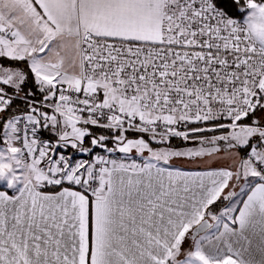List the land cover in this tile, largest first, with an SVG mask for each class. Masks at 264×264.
Returning <instances> with one entry per match:
<instances>
[{"label":"snow or ice","instance_id":"1","mask_svg":"<svg viewBox=\"0 0 264 264\" xmlns=\"http://www.w3.org/2000/svg\"><path fill=\"white\" fill-rule=\"evenodd\" d=\"M0 58V264H257L264 0H0Z\"/></svg>","mask_w":264,"mask_h":264},{"label":"crops","instance_id":"2","mask_svg":"<svg viewBox=\"0 0 264 264\" xmlns=\"http://www.w3.org/2000/svg\"><path fill=\"white\" fill-rule=\"evenodd\" d=\"M198 162V161H197ZM176 163L181 166L182 170H186V171H190V170H202L200 168L197 167V165H193L192 163L190 164H180V162L176 161ZM200 163V162H199ZM223 161H213L212 164L213 166H221L223 165ZM3 188V185H0V189ZM225 205V204H224ZM223 205V206H224ZM189 241H186L183 245V247L187 248L189 246ZM241 243H243V241H241ZM257 244H258V238L254 237L253 238V244L249 245V252L251 253L252 258L257 261V264H259V261H261L262 259H264V254H261L260 251L257 248ZM246 258L248 253L245 254Z\"/></svg>","mask_w":264,"mask_h":264},{"label":"trees","instance_id":"3","mask_svg":"<svg viewBox=\"0 0 264 264\" xmlns=\"http://www.w3.org/2000/svg\"><path fill=\"white\" fill-rule=\"evenodd\" d=\"M230 14L233 15L234 18H239L240 17V13L239 12H236L234 10H230ZM0 60L4 63V64H8L10 63L9 61L3 59V58H0ZM15 104H21L22 105V102L17 100L14 102ZM42 136H46V137H50L48 133L46 132H42L41 133ZM50 138H53V137H50ZM173 143H176V141H173ZM225 204L224 201H219L217 202L216 206L213 208V211H218L220 207H222L223 205Z\"/></svg>","mask_w":264,"mask_h":264},{"label":"rangeland","instance_id":"4","mask_svg":"<svg viewBox=\"0 0 264 264\" xmlns=\"http://www.w3.org/2000/svg\"><path fill=\"white\" fill-rule=\"evenodd\" d=\"M0 63H3V62L0 60ZM3 64H4V63H3ZM0 131H2V129H0ZM178 162H180V164H183V163H184V164H186V163H187V164H190V163H192L193 165H195V164L197 165V164L199 163V161L197 162V161H195V160H194V161H178ZM0 185H3V184L0 183ZM225 203H226V202H225Z\"/></svg>","mask_w":264,"mask_h":264},{"label":"built area","instance_id":"5","mask_svg":"<svg viewBox=\"0 0 264 264\" xmlns=\"http://www.w3.org/2000/svg\"><path fill=\"white\" fill-rule=\"evenodd\" d=\"M44 137H46V136H44ZM46 138H50V137H46ZM53 139H54V137H53ZM68 151L71 152L72 150L69 149ZM119 155H120L119 153L116 154V156H119ZM74 158H80V154H76V155L74 156ZM83 158L87 159L88 157L85 155ZM133 158H134V159H137V157H136L134 154H133Z\"/></svg>","mask_w":264,"mask_h":264}]
</instances>
